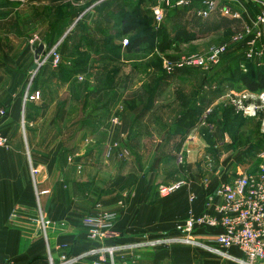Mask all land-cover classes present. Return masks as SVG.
<instances>
[{
	"label": "crops",
	"instance_id": "1",
	"mask_svg": "<svg viewBox=\"0 0 264 264\" xmlns=\"http://www.w3.org/2000/svg\"><path fill=\"white\" fill-rule=\"evenodd\" d=\"M227 5L219 3L207 19L197 17L193 8H179L173 15H187L189 21L204 26L206 37L217 36L222 44L228 36V32H219L229 19L222 13ZM228 6L240 15V19L233 20L240 23L238 31L253 26L257 13L253 4ZM262 31L264 34V28ZM260 46L264 51V40ZM4 50L1 48L0 75L5 72L4 61L11 63L9 76L22 73L25 65L9 59ZM94 51L99 55L94 54L98 64L93 70L105 63L111 67L123 62L125 65L119 76L115 69L113 74L92 81L95 84L90 81L84 85L83 124L78 132L85 137L73 156L63 148L61 152L52 148L49 155V70L43 71L27 90L25 84H16L12 94V85L8 84L11 78L0 79V111L4 110L0 119L15 120L20 111L29 118L26 128L23 126L25 141L14 138L18 127L1 129L8 143L0 147V262L51 264L52 260L60 264L63 255L72 259L87 253L94 245L88 241L82 221L97 205L103 211H118L116 237L105 243L108 246L176 235L190 212L195 216L215 215L220 203L216 191L221 184L231 182L236 173L259 172L258 156L264 150L260 121L249 120L255 121V137L242 152L230 137V119L236 116L217 110L220 72L227 73L224 84L228 89L242 86L235 79V70H248L242 48L231 49L205 77L192 71L170 78H165L158 66L121 62L118 50L105 46L102 40ZM19 54H26L31 62L27 67L30 72L35 64L34 47ZM251 63L264 67L259 62ZM83 70L86 74L92 71ZM197 106L202 111H215L199 124ZM237 129L240 131L241 126ZM91 140L93 144H86ZM177 181L185 183L183 188L169 198H160L158 187ZM123 192L129 195L124 208H120ZM40 215L51 222L46 236L37 223ZM198 233L203 236L208 230ZM122 256L125 262L136 264H238L230 256L241 258L242 254L236 248L214 254L169 245L125 251ZM93 261L89 257L75 264Z\"/></svg>",
	"mask_w": 264,
	"mask_h": 264
},
{
	"label": "rangeland",
	"instance_id": "2",
	"mask_svg": "<svg viewBox=\"0 0 264 264\" xmlns=\"http://www.w3.org/2000/svg\"><path fill=\"white\" fill-rule=\"evenodd\" d=\"M147 1L149 2L143 1L142 3V0H107L103 2L104 5L99 10L97 7L103 4L98 3L99 0H0V53L2 52L1 48H3L5 49L3 52L8 55L9 59L19 60L25 65L22 73L17 71L9 76L8 72L12 69L11 63L8 61L9 64H7L4 61L6 63L5 72L0 75V79L11 78L12 81L8 82L12 85L9 90L10 94L17 90L18 84L20 86L25 84L27 90L28 85L31 86L32 82L43 71L49 70V73H47V77H49V155H52L50 153L52 148L59 152H61V148L64 151L69 150L72 156L77 153L79 144L84 142L85 137L83 133L78 132V128L83 124V117L81 116H83L84 85L87 83L88 86L90 81L91 85L95 84L92 81L103 79L109 73L113 74L115 69L118 70L117 76H119L120 69L125 65L123 62L119 63V66L112 65L111 67L108 63H105L98 66V69L93 70L98 64L95 61L99 54L94 53L98 41L104 40L103 44L106 45L105 40L107 39L111 43V45L107 44L108 47L120 46L121 50H118V52L121 62L126 61L127 64L136 63L140 65L149 64L158 66V68L161 67L162 71L164 70L163 64L166 60H170L169 57L181 60L183 57L205 54L211 47L230 43L231 36L240 29V23L233 22L235 19L232 16H227L229 19L223 22L225 26L219 31L221 33L223 31L228 32L227 41L221 44V38L217 36L206 37L204 26H198L189 21L188 16L185 14L180 18L173 15L170 20H165L166 22L164 21L163 25L158 23L153 13L157 0ZM147 4L149 5L145 6ZM141 7L143 8L141 9ZM133 13L140 24V31L146 35V40L137 52L127 54L123 50L127 47L124 42L125 40L130 42L132 37L120 36L119 34L126 27L127 17L133 15ZM180 15L182 14H178V16ZM181 30L190 34L189 40L170 44L169 41L174 40L176 34ZM40 44L46 46L45 53L40 61L43 64L39 63L41 66L35 70L36 72L30 73L27 71L28 65L31 64L27 60V53L22 57L19 53L21 50H27L30 46L37 48ZM12 48L15 51H11V53ZM229 48L232 49V47ZM2 55L1 53L0 56ZM84 68L92 71L86 74ZM123 76L127 75L124 74ZM89 89L94 90L93 87ZM226 90L227 87L224 85L222 93H227ZM36 98H39L38 94H36ZM219 108L223 111V109L229 108V105L220 104ZM3 114L4 110H1L0 116ZM28 119V116L24 117L22 111L15 120H7L4 117L0 119V132L2 133L1 129L5 126L8 128L18 127L19 132L14 135V138L20 137L23 138L21 141H25L23 126L26 128L25 123L28 122ZM231 119H233L232 116ZM231 119L230 123L235 128L233 126L230 128V137L238 144L240 151L246 152L247 146L255 137L252 129L255 121H249L253 119H247L243 116L236 117V120L233 119V121ZM3 123L4 126L2 127ZM238 126H241L240 131L237 129ZM12 135H8V137L11 138ZM93 141H86V144H93ZM128 195V192L122 193L118 202L120 208H124ZM93 211H97L96 208ZM112 212L118 214V211ZM157 239H160V237L153 239V241ZM121 253L124 254V252ZM122 255L119 258L120 254H118L117 258L125 257Z\"/></svg>",
	"mask_w": 264,
	"mask_h": 264
},
{
	"label": "built area",
	"instance_id": "3",
	"mask_svg": "<svg viewBox=\"0 0 264 264\" xmlns=\"http://www.w3.org/2000/svg\"><path fill=\"white\" fill-rule=\"evenodd\" d=\"M105 1L107 0H99L98 3ZM221 2L228 5L242 2L253 4L257 12L253 26L236 32L231 36L230 43L211 47L205 54L183 57L176 61L166 60L163 64L166 73L172 75L185 69L211 72L222 63L223 58L231 50L229 47L242 48L247 62H259L258 65H264V51L260 46V42L264 40L262 31L264 0H157L153 13L155 20L161 24L164 23L170 11L179 8H193L197 17L207 19ZM228 5L222 8L223 15L240 19V15L233 12ZM196 6L198 8H195ZM128 44L129 41L125 40L124 45ZM40 61L38 67L43 64ZM246 66L245 64L244 69ZM226 91L227 93L220 94L219 103L228 104L236 111V114L244 118L259 120L260 133L264 136V90L251 92L245 89L238 91L227 88ZM212 111V108L205 109L198 123L205 122ZM116 123L117 121L114 120L113 125ZM7 143V139L0 132V147H5ZM258 157L260 162L257 174L236 173L231 182L219 186L216 193L220 203L215 207V215L204 213L195 216L190 212L179 232L173 236H160V239L154 241L126 246H108L105 243L116 237L115 224L118 214L102 211L101 207L97 206V211L83 221L87 239L94 247L87 253L72 259L63 255L60 264H75L80 259L89 257L94 258L93 264H136L135 262L127 263L123 259H118L117 256L120 254V258L121 252L125 251L136 252L165 245H184L214 254H222L224 250L236 248L241 252L242 257H230L238 264H264V150ZM184 185L185 183L181 181L160 185L158 194L160 198H169ZM37 223L40 225V232L46 236L51 224L49 220L40 215ZM201 230H208V234L203 235L205 236L203 239V236L198 233ZM0 264L14 263L0 262ZM51 264H54L52 260Z\"/></svg>",
	"mask_w": 264,
	"mask_h": 264
},
{
	"label": "trees",
	"instance_id": "4",
	"mask_svg": "<svg viewBox=\"0 0 264 264\" xmlns=\"http://www.w3.org/2000/svg\"><path fill=\"white\" fill-rule=\"evenodd\" d=\"M143 3V2H142ZM102 5H104V3L103 4H101L100 6H98L97 7V9H99V10H101L102 9ZM138 10H139V8H137ZM179 9H174V10H172V11H170L171 12V14H169L168 15V17L169 18H171L170 16H172L174 13H176L177 11H178ZM134 13H133V15H131V16H128L127 17V24H126V27H125V29L122 31V33L121 34H119L120 36L122 35V36H131L132 37V39L130 40V42H129V44L127 45V47H125V49H124V51L127 53V54H130V53H134V52H137L139 49H140V47H142L143 46V42H144V40H146L145 39V37H146V35H144V33L143 32H141L140 31V24L138 23V21H137V19L134 17ZM168 17H166L165 18V20L166 21H168ZM165 21V22H166ZM163 25V24H162ZM163 28V27H162ZM161 29V28H160ZM159 29V30H160ZM164 29V28H163ZM156 33V32H155ZM191 36H190V34H188L186 31H184V30H181V31H179L177 34H176V36H175V38H174V40H171V41H169L170 42V44H172V43H175V42H185V41H188L189 40V38H190ZM104 39H105V37H104ZM106 42H107V44H109V45H111V43H109L110 42V40H105ZM103 42H104V40H103ZM106 44V45H107ZM105 45V44H104ZM105 45V46H106ZM159 46V45H158ZM107 47H108V45H107ZM114 47V49H117V50H121V47L120 46H118V45H116V46H113ZM112 47V48H113ZM157 48H159V47H157ZM163 48V46L161 47V49ZM169 59L171 60V61H176L177 60V58H175V59H172V58H170L169 57ZM248 64V70H247V72H244V73H242V72H240V71H238V70H235L236 72H235V79H236V81L237 82H240L241 84H242V86H239V87H235V90H238V91H240V90H243V89H245V90H248V91H251V92H259V91H262V90H264V67H257V66H255L253 63H251V62H248L247 63ZM217 68V67H216ZM216 68H214L213 70H215ZM160 69H161V67H160ZM212 70V71H213ZM198 72V73H202L203 74V76H204V74L205 73H210V72H202V71H199V70H195V69H185V70H180V71H177V72H175L174 74H172V75H169L168 73H166L164 70H162V73H163V75H164V77L165 78H170V77H173V76H175V75H178V74H181V73H183V72H185V73H190V72ZM211 71V72H212ZM220 75H221V77H220V81H219V88H218V94L220 95V94H222V87L225 85L224 84V82H225V80L227 79V76H225L226 74H224L223 73V71L222 72H220L219 73ZM202 76V77H203ZM205 77V76H204ZM215 94H217V92H215ZM197 108L198 109H196V121H197V119H198V117L204 112V111H202V107H200V106H197ZM206 109V108H205ZM219 110H221L220 108H218ZM224 110H226L227 112H229L230 114H232V115H234V116H236V117H240V116H237V115H239V114H237L236 115V111L234 110V109H232V108H225V109H223V111ZM202 111V112H201ZM214 109H213V111H212V113H210V115L208 116V117H210V116H212V114L214 113ZM201 112V113H200Z\"/></svg>",
	"mask_w": 264,
	"mask_h": 264
},
{
	"label": "water",
	"instance_id": "5",
	"mask_svg": "<svg viewBox=\"0 0 264 264\" xmlns=\"http://www.w3.org/2000/svg\"><path fill=\"white\" fill-rule=\"evenodd\" d=\"M46 46L40 44L37 48L34 47L35 52V64L31 67L30 72H34L38 68V62L41 60V57L45 53Z\"/></svg>",
	"mask_w": 264,
	"mask_h": 264
}]
</instances>
